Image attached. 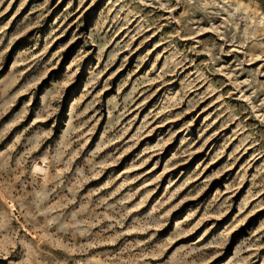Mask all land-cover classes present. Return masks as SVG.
Returning <instances> with one entry per match:
<instances>
[{"label": "rangeland", "instance_id": "1", "mask_svg": "<svg viewBox=\"0 0 264 264\" xmlns=\"http://www.w3.org/2000/svg\"><path fill=\"white\" fill-rule=\"evenodd\" d=\"M0 264H264V0H0Z\"/></svg>", "mask_w": 264, "mask_h": 264}, {"label": "bare ground", "instance_id": "2", "mask_svg": "<svg viewBox=\"0 0 264 264\" xmlns=\"http://www.w3.org/2000/svg\"><path fill=\"white\" fill-rule=\"evenodd\" d=\"M38 169L41 170V168H39V167H38ZM11 208L14 210V206L13 205H11Z\"/></svg>", "mask_w": 264, "mask_h": 264}]
</instances>
